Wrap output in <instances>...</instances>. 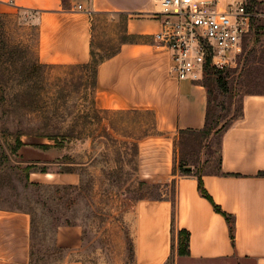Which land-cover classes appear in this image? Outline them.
<instances>
[{"label":"rangeland","instance_id":"rangeland-1","mask_svg":"<svg viewBox=\"0 0 264 264\" xmlns=\"http://www.w3.org/2000/svg\"><path fill=\"white\" fill-rule=\"evenodd\" d=\"M246 1L258 16L233 65L222 71L228 92L218 85L216 69L205 72L198 82L207 91L209 123L201 130L175 135L160 131L151 111L100 109L91 87L93 74L84 68L43 64L31 76L32 63L39 61L38 16L21 8L5 13L0 207L31 214L32 263L63 258L67 252L57 244L58 232L62 226H78L81 246L74 256L83 264H135L134 202L173 198L180 176L218 171L221 136L237 119L241 98L264 94V0ZM92 36L96 58L110 56L129 39L125 16L95 15ZM38 129L45 133L59 130L74 137L64 140L62 147L44 150L24 145L13 151L18 135L26 143ZM35 141L49 143L47 138ZM29 164L37 168L28 174L24 167ZM42 169L51 174L71 171L80 182H46ZM178 247L175 229L173 255L167 264H210L188 259L187 254L179 256ZM224 264L238 262L233 259Z\"/></svg>","mask_w":264,"mask_h":264},{"label":"crops","instance_id":"crops-1","mask_svg":"<svg viewBox=\"0 0 264 264\" xmlns=\"http://www.w3.org/2000/svg\"><path fill=\"white\" fill-rule=\"evenodd\" d=\"M225 9L234 0H198ZM81 6V8H79ZM12 8L37 16V57L42 64H85L91 60L95 15L125 16V34L116 54L97 68L95 102L110 111H151L160 131L178 134L205 127L206 88L170 73L168 51L155 41L161 20L154 0H0V13ZM242 114L222 133L220 172L201 175L213 201L235 218V242L228 223L199 193L195 175L180 176L175 196L138 199L133 204L135 264H167L175 229L189 233L188 259L224 264H264V94L241 98ZM169 145V143H166ZM167 168V167H165ZM44 181L78 185L76 173H46ZM175 177V175H174ZM33 220L22 209L0 207V264H83L77 256L81 228L62 226L57 244L67 253L55 261L32 263Z\"/></svg>","mask_w":264,"mask_h":264},{"label":"built area","instance_id":"built-area-1","mask_svg":"<svg viewBox=\"0 0 264 264\" xmlns=\"http://www.w3.org/2000/svg\"><path fill=\"white\" fill-rule=\"evenodd\" d=\"M154 1L153 15L161 20L155 41L168 51L170 73L179 80H201L206 66L220 71L232 66L252 30L246 0L225 9L198 0Z\"/></svg>","mask_w":264,"mask_h":264},{"label":"trees","instance_id":"trees-1","mask_svg":"<svg viewBox=\"0 0 264 264\" xmlns=\"http://www.w3.org/2000/svg\"><path fill=\"white\" fill-rule=\"evenodd\" d=\"M251 1H254V0H251ZM247 9L249 12H251L253 14V16H252V29H253V26H254V23H255V20H256L258 14L254 10L253 6L251 5V2H248ZM4 16H5V13H0V77H2L1 76V66H2L1 64L4 63V60H5L4 59L5 53L3 52L5 50V45L1 41L2 31L4 28V22H3L2 18ZM125 35L129 39H127L124 42H129V41L134 42L137 39L139 40V38L137 36H129L127 34H125ZM117 51H118V49L113 54H111L110 56L116 54ZM110 56H108V57H110ZM108 57H103V58L97 59L95 53L93 51H91V60L88 63L70 64V65L74 66V67L84 68L88 71V73L90 72L91 74H93V81H92L91 87L95 90L98 65ZM42 65L43 64H41L39 61L32 63L31 69L29 70V73L31 74V76H33L37 72V70L41 68ZM45 65L50 66L53 64H45ZM210 69L213 70L214 68L210 67V66H206L205 72L209 71ZM215 71H216V79H217L218 85L220 86V88L222 89L223 92H228L227 82H226L225 76L223 75L222 71H220V70H215ZM0 100H1V85H0ZM241 114H242V110L240 109L238 117L241 116ZM209 116H210V114H209V102H208V110H207V115H206L205 127L209 123ZM45 128L46 127H44V129ZM44 129H38L37 133L35 134V137H33L30 141H28L26 143H24L21 140V135H18V137L16 138V141H15L16 143L13 147V151L16 152L19 148H21L24 145H30V146L40 148V149H44V150L51 149L52 147H62L64 145V140H67V138H69V137H74L73 135H71L68 132H61L59 130L45 133V131H42ZM40 138H47L49 140V143H44L41 141H35L36 139L39 140ZM219 164H220V159H219ZM35 168H37L36 165L29 164V165H26L24 167V170L29 174L30 172H33L35 170ZM185 168H187V167H185ZM219 170H220V168H218L217 172L221 171V170L220 171ZM41 171L46 172L45 169H42ZM68 172H71V171H68ZM185 175H190V174L185 173ZM201 175H195L197 177V180H198L199 193L203 197L207 198L212 203L215 211H217L218 213H220L224 216L225 220L228 223L232 244L234 245V242H235V218L233 215H230V214L226 213L225 211H223L221 209V207L213 201V199L211 198V196L209 195V193L205 190V188L203 186ZM140 199H146V198H140ZM174 230H175V204H173V220H172L173 241H174ZM178 246H179L178 247V255L179 256H182L184 254H187V255L190 254L189 253V233L187 231H185L184 229L178 230Z\"/></svg>","mask_w":264,"mask_h":264}]
</instances>
